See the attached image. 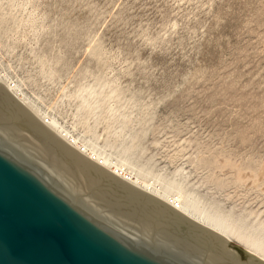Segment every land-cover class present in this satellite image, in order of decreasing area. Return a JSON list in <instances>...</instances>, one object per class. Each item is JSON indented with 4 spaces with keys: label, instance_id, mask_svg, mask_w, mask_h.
Masks as SVG:
<instances>
[{
    "label": "rangeland",
    "instance_id": "obj_1",
    "mask_svg": "<svg viewBox=\"0 0 264 264\" xmlns=\"http://www.w3.org/2000/svg\"><path fill=\"white\" fill-rule=\"evenodd\" d=\"M0 79L86 152L264 226V0H0Z\"/></svg>",
    "mask_w": 264,
    "mask_h": 264
},
{
    "label": "water",
    "instance_id": "obj_2",
    "mask_svg": "<svg viewBox=\"0 0 264 264\" xmlns=\"http://www.w3.org/2000/svg\"><path fill=\"white\" fill-rule=\"evenodd\" d=\"M0 264H264L86 158L0 90Z\"/></svg>",
    "mask_w": 264,
    "mask_h": 264
},
{
    "label": "bare ground",
    "instance_id": "obj_3",
    "mask_svg": "<svg viewBox=\"0 0 264 264\" xmlns=\"http://www.w3.org/2000/svg\"><path fill=\"white\" fill-rule=\"evenodd\" d=\"M0 90L9 100L48 126L86 158L106 168L112 173L125 179L126 181L144 190L190 219L200 223L201 225L211 229L223 237L227 239L230 236L235 238L241 244L246 246L248 252L264 261V226H248L244 223H239L238 221L233 220L229 215L224 214L218 208L206 205L196 195L186 191L183 185L177 180L172 179V181L169 182H163L162 180L163 183H161V188H153L154 185L151 188V183L149 184L146 180L147 176H149V173L143 171V169H139L137 171L135 170L136 174H133L132 176L131 173L125 171L123 168L124 164H121V162L120 164L113 165L106 157L97 156L98 154L94 152H86L84 149H82L83 145H79L73 137H69L66 132L58 126L56 121L49 118L48 116L42 115L39 111V108L34 105V102L26 98V96H24V94L20 91L18 85L16 86V84L11 83L10 81L8 82L0 79ZM87 96L90 98L94 97L95 93L91 90V92H88ZM88 107L89 106H87V108ZM91 108L93 107H90V109ZM86 110L87 109H85V111ZM125 152L126 151L121 153L120 159L122 161H124ZM157 180L158 183L159 181L161 182V180L158 178Z\"/></svg>",
    "mask_w": 264,
    "mask_h": 264
}]
</instances>
